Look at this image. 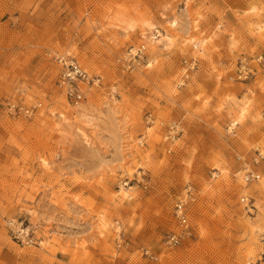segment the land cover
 I'll use <instances>...</instances> for the list:
<instances>
[{
	"label": "rangeland",
	"instance_id": "374dc122",
	"mask_svg": "<svg viewBox=\"0 0 264 264\" xmlns=\"http://www.w3.org/2000/svg\"><path fill=\"white\" fill-rule=\"evenodd\" d=\"M55 56L100 80L76 107ZM256 149L264 0H0V264H264Z\"/></svg>",
	"mask_w": 264,
	"mask_h": 264
},
{
	"label": "built area",
	"instance_id": "2783aa9c",
	"mask_svg": "<svg viewBox=\"0 0 264 264\" xmlns=\"http://www.w3.org/2000/svg\"><path fill=\"white\" fill-rule=\"evenodd\" d=\"M162 35V31L159 28H154L150 33L151 40H157ZM145 58L144 46L138 47L135 51L130 50L127 53V58L125 59L126 66L128 69L134 70L139 67ZM262 57L258 58L260 61ZM54 60L58 64L59 73L57 79V85L64 91L66 99L73 105L78 106L84 99V94L79 88V83L82 82H92V84L99 82V78L95 80H90L88 74L82 70L79 64L72 58L66 56H55ZM195 62L193 67L195 66ZM247 70L245 65L241 64V70L238 71V77L247 76ZM10 110L13 112L23 113L24 115H31L36 107L31 109H26L15 104H10ZM170 133H176V124L172 123L169 125ZM264 159V151L259 149L255 150L254 156L251 158L250 163L242 164V180L244 183H251L258 181L260 179V174L254 170ZM175 217L181 226L187 225V213H186V202L184 200L178 201L174 206ZM179 242V238L176 234L171 233L167 236V244L170 246H175ZM147 255L148 252L145 251Z\"/></svg>",
	"mask_w": 264,
	"mask_h": 264
},
{
	"label": "bare ground",
	"instance_id": "6f19581e",
	"mask_svg": "<svg viewBox=\"0 0 264 264\" xmlns=\"http://www.w3.org/2000/svg\"><path fill=\"white\" fill-rule=\"evenodd\" d=\"M174 25H175V23H174ZM156 41L157 42L163 41L166 46L171 44L170 43L171 42L170 41V38L168 36H166V35H161L160 39H158ZM194 45H195L194 47L196 48L197 47V44H194Z\"/></svg>",
	"mask_w": 264,
	"mask_h": 264
},
{
	"label": "crops",
	"instance_id": "0c3cea01",
	"mask_svg": "<svg viewBox=\"0 0 264 264\" xmlns=\"http://www.w3.org/2000/svg\"><path fill=\"white\" fill-rule=\"evenodd\" d=\"M12 34H13V31H12ZM10 36H11V34H10ZM13 36V35H12ZM9 39H12V37H10Z\"/></svg>",
	"mask_w": 264,
	"mask_h": 264
}]
</instances>
